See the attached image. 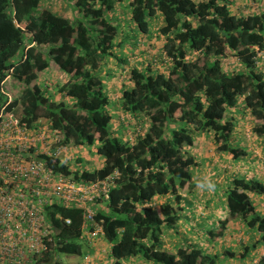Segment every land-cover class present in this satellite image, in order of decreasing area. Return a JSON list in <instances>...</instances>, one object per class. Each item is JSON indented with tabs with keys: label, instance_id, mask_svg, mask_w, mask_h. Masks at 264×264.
<instances>
[{
	"label": "trees",
	"instance_id": "16d2710c",
	"mask_svg": "<svg viewBox=\"0 0 264 264\" xmlns=\"http://www.w3.org/2000/svg\"><path fill=\"white\" fill-rule=\"evenodd\" d=\"M41 1L0 0V79L11 68V76L21 83L12 104L18 103L17 112L28 124L46 117L62 134V143L94 144L102 162L93 169L82 167L81 176L96 178L118 170L105 207L94 214L110 242V264H125L121 259L135 254L153 264H217L221 258L216 252L196 244L168 250L161 245V232L179 217L178 190L196 186L191 172L196 161L187 150L194 130L210 131L215 148L244 157L245 147L231 140L232 117L225 115L240 97L255 122L253 134L264 141V69L255 63L251 48H264V0H249L234 10V0H64L72 9L70 16ZM156 14L161 17L157 32L163 38V67H154L152 60L129 66V58L114 51L120 26L136 31L146 53L148 21ZM106 57L124 68L119 105L127 119L139 124L133 125L131 140L119 117L118 129L111 128L109 95L98 72ZM49 62L67 75L65 81L51 86L37 82V72ZM59 92L61 97L54 99ZM53 165L69 172L58 158ZM223 193L225 214L240 218L258 232L255 241L264 243V208L258 212L250 197L264 201V177L232 175ZM155 196L168 200L156 208L151 203ZM57 209L70 217L68 224L55 220L57 251L79 253L80 209ZM224 253L233 254L228 248ZM250 264H264V253Z\"/></svg>",
	"mask_w": 264,
	"mask_h": 264
},
{
	"label": "built area",
	"instance_id": "2783aa9c",
	"mask_svg": "<svg viewBox=\"0 0 264 264\" xmlns=\"http://www.w3.org/2000/svg\"><path fill=\"white\" fill-rule=\"evenodd\" d=\"M264 4V3H263ZM254 60L264 69V48L252 45ZM11 68L0 79V264H60V238L55 220L70 223L57 207L79 208V238L90 244L103 237L94 214L108 198L119 175L113 169L102 177L85 178L53 165L71 147L48 118L28 124L17 112ZM49 159V160H48ZM64 163V162H63ZM104 248V247H103ZM92 264L89 252L80 259Z\"/></svg>",
	"mask_w": 264,
	"mask_h": 264
},
{
	"label": "rangeland",
	"instance_id": "374dc122",
	"mask_svg": "<svg viewBox=\"0 0 264 264\" xmlns=\"http://www.w3.org/2000/svg\"><path fill=\"white\" fill-rule=\"evenodd\" d=\"M127 1L128 0H123L125 4H127ZM233 3L234 4H231L232 6L234 5L232 7V10L236 9L235 6L236 4H239V2L237 1V3L236 2H233ZM41 4L44 6L50 7L51 9L55 11H60L63 13H67L70 10V6H68V4H66L64 0H42ZM160 21H161V17L159 14H156L153 17L149 18L148 26H149L151 36H149L150 43L148 45L149 48L147 49L148 51H146V53L141 51L143 41L140 37H138V34L136 33V31H132L125 25H121L120 30L115 36L116 46L114 48V51L116 52V54L119 52L118 49L124 48L123 49L125 52L124 56L125 57L128 56L130 60L129 61L130 63L128 64L129 66L146 65V62L148 63L149 61L152 60L151 63L154 67H163L164 64H163V58H162V53H161V48H160V43L162 42L163 38L157 32V28H158ZM147 54H150V55L147 56ZM127 62H128V59H127ZM234 66H236V68L240 67V65H237V63H235ZM56 71L57 69L56 67H54V69H51V70L49 69L46 72L47 77L45 80L49 85L55 84L56 83L55 80H61V78H59ZM51 72L53 73V75L48 76ZM130 83L131 82H127V84H130ZM13 88H14V92L18 95L21 89V83L18 85H14ZM115 90L112 93L110 89L105 87V91L107 92V94L111 95V97L109 98L110 102L108 104V109L112 114L111 128L112 129L115 128L116 130L118 129L117 126H119V123H118L117 117H119V119L122 121V123L125 125V128H126L125 136L131 140L133 138L132 135H134L136 131L135 128L136 127L138 128L139 124L135 121L133 117H129L127 119V115L124 113V111L121 109L119 105V98L116 97ZM238 104H240L239 99L237 100V103L235 104V108ZM228 108L230 107H227L225 110V113L227 114L226 116L229 115ZM248 115H249L248 108H246V111L245 110L243 111L242 108H240L239 111L233 110L232 113L229 115L232 117V120L234 123L233 129L231 132V140H233V144L238 143L239 145L245 147L246 149L245 156L251 157L252 156L251 153L253 152L256 154V156H258V158L264 161L262 157L263 149H264V144H263L264 141L261 137L253 134L252 126L255 124V122L252 120V118H249ZM127 120H130V121L127 122ZM144 123L145 125L147 124L146 118H144ZM133 125L136 127L134 128ZM205 132L207 133V137L205 138L206 140H201L203 144H198L194 138L200 135V132L198 130H194L193 142L187 148V150L194 157H197L198 159V164L196 166L191 167L192 178L195 180L196 182L195 185H197V187H198V183L203 181L204 178L200 175V173H198V175H196V173L200 171L201 168L203 167H207V170H208L209 169L208 167H211L212 165V161L206 162L205 159L200 158V155L202 157V155L204 154L208 155L210 153L211 154H221L222 153V156L226 157V154L224 153V151L218 150L217 148H215V143H214L211 132L210 131H205ZM116 135L121 136L122 133L117 131ZM69 144H71V147H69L67 150H65L61 154V158L64 162L68 163V166L69 165L71 166L69 167L71 172L74 169L79 170L81 167H85L87 169H93L94 167H96L102 162V158L98 154H96L94 151V144L78 145V144H73L71 141L69 142ZM253 150H255V152ZM242 158H239L237 161L241 162ZM233 159L235 158L233 157ZM217 171H220V170H217ZM230 178H231V175L227 173L224 175L222 174L216 175L215 173L214 176H212L211 178V180L214 183H219V185H221L220 186L221 188L219 189L220 191L216 193L214 197L216 201V206H217V211L214 217L217 218L218 222L216 225H214L215 224L214 222H216L215 218L211 216L207 218L210 222L213 221V224H212L213 226H210V228H212L213 232L216 231V233L212 235L206 232L207 228L209 227L207 223L208 221L205 220L204 222V220H202L203 218H201L200 216V213H198L195 208H192L190 211L191 212L190 215L193 219L198 220V225L193 226V227H188L189 225H186L185 231H189V232H185V234H182L180 238L193 241L192 243L200 244L202 243L201 235L205 234L208 241H204L203 242L204 244L202 243L199 248L202 249L203 246L210 247L211 245L213 247V250L219 255V257L221 256L220 254H225L224 249L226 248L232 250V252L239 253V252H247V250L255 246L252 249V253L256 254V251L259 250L260 247L262 248L263 245L258 244V245L253 246L252 243L251 244L246 243V241L249 242L253 239L254 237L253 232L246 231L247 227L244 226L241 219L237 217H229L225 214V211L223 210V202H224L223 192H225L227 186L229 185ZM180 191H185V190L180 189ZM197 197H198L197 199L200 205L208 204V201L206 200L207 198L206 195L201 194ZM250 197L254 201V203L257 204L256 210H258V212H261L264 206L263 204H262L263 207H258V206L260 205L259 203L261 202L264 203L263 199L259 196H254V195H250ZM168 198L169 200L167 199V196H161V197L158 196L157 198H155L153 201L155 202L154 204L156 208H158L160 203H164L167 200L170 202V204L174 208H177L176 207L177 203H175L176 201H173L172 195H168ZM185 222L186 221L184 220L183 223L181 224L182 228H183V225H185ZM182 228L181 226H177V231L179 230L182 231L183 230ZM163 231L165 235L164 244H169L171 242V237L174 236V229L170 230L169 228H167V226H163ZM246 245H248L250 248ZM102 246L106 249L108 247V242L107 241L102 242ZM245 246L247 247V249H245ZM165 247H168L170 250L171 249L174 250L176 248V245H174L173 248L169 245ZM94 248H96V244ZM93 250L94 249L92 248L91 245H88L85 242H81V250L79 253H66L63 251H58L57 255H58V258L61 259L60 264H70L72 263V261L73 262L78 261L79 264H84L83 262L80 261V259L82 258V254L84 252H89L91 261L92 260L94 261L96 259V256L94 255H96L97 253L96 251H93ZM92 256L94 257L92 258ZM104 258H106V264H110V260H108L109 256H107V253L104 254ZM136 258H137V255H130L128 256V258H126V260H135ZM217 263L221 264L222 262L217 261ZM128 264H136V263L128 262ZM148 264H152V263L150 262Z\"/></svg>",
	"mask_w": 264,
	"mask_h": 264
},
{
	"label": "crops",
	"instance_id": "0c3cea01",
	"mask_svg": "<svg viewBox=\"0 0 264 264\" xmlns=\"http://www.w3.org/2000/svg\"><path fill=\"white\" fill-rule=\"evenodd\" d=\"M237 1L239 2V4H236V6H235L236 9L240 8L242 6H245V5H247V3H249V0H234L233 2L237 3ZM232 4H234V3H232ZM58 12L66 15V16H70L72 14V9L70 8L69 12H67L69 14L63 13V12H60V11H58ZM123 49H118L119 50V52L117 53L118 56H120V57L124 56L125 52H124ZM149 55L147 54V56H149ZM120 64H122V63L117 62L113 57H110V58L108 57V58L104 59L103 63L98 68V72L100 73V76H101V78L103 80V83L105 85L104 89L106 87V88L110 89L111 92L113 93V91L116 88L115 95H116L117 98H118V95H119V89L121 88L122 72L124 71V68L121 67ZM54 67H56V69H57L56 72H57L59 78H61V80H55V82L56 83L57 82L61 83V82L65 81L66 78H67V75L64 72H62L61 70H59L57 68V66L53 62H49V65H48L47 68L37 72V82H40V83L46 82V80H45L46 77H47L46 76V72L49 69L50 70L54 69ZM50 75H53V73L51 72L48 76H50ZM115 85H116V87H115ZM50 91H52V90H50ZM60 97H61L60 92L56 93L53 96L54 99H59ZM110 97H111V95H109V98ZM109 102H110V100H109ZM240 108H242L243 111L244 110L246 111V109L241 106V102H240V104H238L236 106V108H235V106L228 108V114L230 115L233 110H238L239 111ZM225 115H227V114L225 113ZM199 132H200V135H198L194 139L197 141L198 144H203V142H201V140H206L205 138L207 137V133L205 131H199ZM195 136H196V134H195ZM234 144H236V143H234ZM263 144H264V142H263ZM236 145H239V144L237 143ZM239 146H241V145H239ZM253 151L255 152V150H253ZM224 153L226 154V157L222 156V153L221 154H211L210 153L208 155L204 154V155H202V157L200 155V158L201 159H205L206 162L207 161H212V165H211V167H208L209 168L208 170H207V167L201 168V170L198 171L196 173V175H198V173H200V175L203 178H205V177L212 178V176H214L215 173H216V175H221V174L224 175V174L227 173V174H230L231 176L232 175H245L247 177H256V178H259V179H262L264 177V161H262L260 158H258V156H251V157L250 156H245V157H243L244 159L242 158L241 162H238L237 160L239 158L233 159V157L231 155H229L227 152H224ZM194 159H195L196 165H197L198 164L197 157H194ZM213 164H215V165H213ZM196 165H194V166H196ZM217 170H220V171H217ZM217 184H219V183H217ZM218 190H219V187L217 185L215 187V191L214 192H209L207 189L201 190L200 188L197 187V185L195 187H193L191 190H188V191H186V190L185 191L178 190V193L181 195V198H180V201H179V204L181 205V208L178 209L179 217H178L177 221H175L173 223L174 225L172 224L173 226H168L167 227L170 230L174 229V236L171 237V242L169 244H164L165 235H164V231H163V228H162L161 245H163V246H168L169 245V246H171L173 248L174 245L180 246V245H186V244H190V243L194 244V245L196 244V243H192L193 241L185 240L183 238H180V236L182 234H185V232H189V231H185L186 230V225H189L188 227H193V226L198 225V220L193 219L191 217V215H190L191 214L190 211H191L192 208H195L197 210V212L200 213V216H201V218H203L202 220H204V222H205V220L208 221L207 223H208L209 227L207 228L206 232L209 234L208 230H212V228H210V226H213L212 225L213 221L210 222L207 218H209L210 216L215 218L214 216H215V213L217 211V206H216V201H215L214 197H215V194L218 193ZM201 194H204V195L207 196V198H206V200L208 201L207 205H200L199 204L197 196H199ZM157 197L158 196H155L153 198V200L155 198H157ZM259 204L261 206L259 205L258 207H263L264 206V203H262V202L259 203ZM262 204H263V206H262ZM184 220L186 222H185V225H183V228H182L181 224L183 223ZM215 220H216V222H214L215 223L214 225H216L217 222H218L217 218H215ZM177 226H181V228L183 230L182 231L181 230L177 231ZM246 231L253 232V234H254L253 239L251 241H249V242L246 241V243H250V244L252 243L253 246L254 245H258V244L262 245L261 242H256L255 241V238L258 235L257 231H255V230H253L251 228H248V227H247ZM201 237H202L201 238L202 239V241H201L202 243L204 241H208L207 237L205 236V234L204 235L202 234ZM102 242H104L102 239L97 238V239H95V242H93V244L91 245L92 248L95 249V251L97 253L95 255L96 259L94 260V262H95L94 264H103V263L106 264V258H104V254H106L108 252V247L106 249L103 248ZM202 243H200V244L197 243L196 245L198 247H200V245ZM95 244H96V248H94ZM246 246H248V245H246ZM246 246H245V249H247ZM166 248L168 250H170L168 247H166ZM253 248H250L245 253L243 252V255L241 254L242 252H239V253L233 252L232 255L227 256V257H225L223 254H220L221 256L219 258H221V259H219L218 261L219 262L221 261L222 262L221 264H250L251 263V259L253 261L262 252V248L260 247L261 249L259 248V250L256 251V254H254V253H252V249ZM202 249L205 250V251H208V252H215L211 245H210V247L209 246L208 247L203 246ZM171 251H172V249H171ZM135 255H137V258L135 260H126V258H128V257H126V258L121 259V261L124 262L125 264H128V262H135L136 264H148V263L151 262V261L143 259L138 254H135ZM217 264H220V263H217Z\"/></svg>",
	"mask_w": 264,
	"mask_h": 264
},
{
	"label": "clouds",
	"instance_id": "9594fccd",
	"mask_svg": "<svg viewBox=\"0 0 264 264\" xmlns=\"http://www.w3.org/2000/svg\"><path fill=\"white\" fill-rule=\"evenodd\" d=\"M239 102H241V98L239 97ZM245 108V107H244ZM246 109V108H245ZM249 113V112H248ZM248 117L249 118H251L250 117V115H248ZM64 161L62 160V163H63ZM64 164H66V166L68 165V163L67 162H64ZM69 167H71L70 165H69ZM82 168V167H81ZM80 168V169H81ZM79 169V170H80ZM72 173H73V170H72ZM215 183L211 180V178L210 177H205L204 178V180L203 181H201V182H199L198 183V188H200L201 190H204V189H207L209 192H214L215 191ZM107 200V199H106ZM105 200V201H106ZM105 201L101 204V206H99V207H96V210H98V209H103L104 207H105ZM151 203H155L153 200H151ZM155 205V204H154ZM96 212V211H95ZM100 239H102V238H100ZM103 241H105V239H102ZM79 241L80 242H85V241H83L82 239H80L79 238ZM93 242H95V239L92 241V243H90V244H88V245H92L93 244ZM87 244V243H86ZM109 245H110V242H108V249H109ZM262 252L258 255V257L261 255V254H263L264 253V243H262ZM93 251H95V249L93 250ZM92 251V252H93ZM92 255H93V253H92ZM95 256V255H94ZM94 256H92V258L94 257ZM257 257V258H258ZM256 258V259H257ZM256 259H254L253 261H252V259H251V262H254ZM94 263V261L92 260V264Z\"/></svg>",
	"mask_w": 264,
	"mask_h": 264
}]
</instances>
